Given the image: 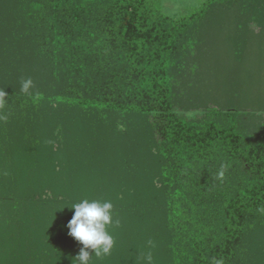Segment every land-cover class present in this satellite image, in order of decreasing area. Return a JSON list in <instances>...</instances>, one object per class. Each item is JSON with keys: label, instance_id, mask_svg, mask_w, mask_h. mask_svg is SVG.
<instances>
[{"label": "trees", "instance_id": "obj_1", "mask_svg": "<svg viewBox=\"0 0 264 264\" xmlns=\"http://www.w3.org/2000/svg\"><path fill=\"white\" fill-rule=\"evenodd\" d=\"M159 1L0 0V38L15 33L24 36L31 69L39 73L34 81L38 89H30V93L11 89L10 82H15L10 80L12 71L17 68L13 60H6L0 42V90L6 92L9 102L0 109V174L5 175L0 176V208L23 210L29 215L38 210L44 213L41 206L49 209L47 216L31 222L36 230L31 232L30 241L26 238L30 232H25L29 223L22 222L20 236L24 237L16 241L13 234L18 230L11 222L18 220L0 222V264H24L27 259L38 264L42 260L34 250L54 255L61 251L62 258L73 261L83 247L75 238L65 237L66 223L58 218L63 209L49 202L54 198L43 199L45 191H38V186L50 188L55 180L51 176L55 167L48 154L54 145L48 142L54 138L51 117L44 110L55 102L108 115L112 122L105 129L114 141L139 133L156 162L153 176H139L132 192L129 189L118 194L115 186L120 176H109L100 188L92 183L88 191H75L65 201L67 206L82 199L115 201L113 218L119 224L113 228L119 232L115 239L121 244L145 227V217L154 215L147 213L150 207H143V203L155 201L154 196L163 193L156 204L166 211L159 208L167 217V228L182 232V244L174 245L161 233L150 241L152 251L129 264L141 260L163 264V251L173 262L176 249L186 251V264H231L246 239L249 217L264 218V120L258 141L250 143L245 141L232 109L208 106L202 118L187 116L189 108L177 110L172 71L179 48L190 42L189 36L202 22L223 19L237 10L264 17V0H205L177 18L162 12ZM236 19L233 38L243 46L262 47L264 31L255 34L249 22ZM217 21L212 22L213 29L222 35L227 30L223 20ZM16 49L15 53L23 56ZM256 52L244 56L243 61H263L264 53ZM29 76L26 73L24 77ZM233 85L242 87L236 77ZM32 134L38 135L34 141L42 138L47 146L37 141L29 145ZM225 168L236 176H218ZM155 177L162 188L155 187ZM42 221L47 222L45 228ZM10 242L18 247H8ZM88 251L94 254L92 249ZM28 253L35 254L29 257ZM118 254L121 256L115 257L114 263L124 264L126 256ZM99 261L90 257V264H101Z\"/></svg>", "mask_w": 264, "mask_h": 264}, {"label": "rangeland", "instance_id": "obj_2", "mask_svg": "<svg viewBox=\"0 0 264 264\" xmlns=\"http://www.w3.org/2000/svg\"><path fill=\"white\" fill-rule=\"evenodd\" d=\"M204 1L160 0L159 4L162 12L170 17L177 18L186 15L191 10L200 6ZM152 2L156 3V0H152ZM236 18L249 22V27L255 34H260L264 31V17L253 12L243 15L241 11L237 10L227 13L223 19L213 18L202 22L197 29L193 30L192 35L189 36L190 42L180 47L179 52L174 58L172 71L176 81L174 82L173 92L174 98H176L177 110L184 111V108H189L186 110L188 111L186 115L191 118L204 117L205 113L203 110L208 106L224 110L232 109L234 116L237 118L236 123L245 141L254 143L259 139L258 131L264 120V60L257 61L256 63L250 60L245 63L243 58L247 54L249 56L251 52L252 54H257L256 51L258 49L264 53V44L262 47L259 44L253 46L239 44L233 38L235 31H237V23L234 22L237 21ZM217 20H223L224 30H227H223L222 35H217V32L213 29V25L215 24L212 22H218ZM227 20L230 21V24ZM226 21L227 23H225ZM5 37L7 36H1L0 38V42L3 44L2 51H6V60H13L11 62L17 68L12 71L13 76L10 80L15 82H10L12 84L10 88L15 91L21 89V81L26 80L24 76L27 73L31 75L28 79L31 78L33 81L34 87L32 86L31 90L38 89V85L34 81L39 78V73L37 72V75L36 70L31 69L29 59H27V49L24 43L25 37L22 35L17 37L16 33L7 38ZM16 48L21 53H24L23 56L15 53L14 50ZM258 64L260 65L259 74L257 70ZM17 65H19L20 71H18ZM241 69L244 70L242 73L240 72ZM234 77L237 78V83L242 87L233 85ZM53 104V107L48 106L44 110L45 114L51 117L50 127L53 130L52 137L54 138H50L51 141L48 142L54 145L48 150V154L52 161L51 163L55 167V171L51 175L55 176V180L54 184L50 185V188L38 186V191H45L43 199L51 200L54 198V201L49 202L63 209L61 214H59V221L62 220L61 222L66 223L63 226L65 237L73 238L68 234L69 229L66 231L67 227L65 226L71 220L74 211L73 209H67L68 206L65 201L69 200V197L73 196L75 191L86 192L89 187H92V183L100 188L109 176H120V181L114 178L117 180L115 191L121 194L122 191L130 189L132 192L133 186L136 184L139 176H153L155 161L151 160L153 156L148 154L147 145L143 144L144 140L139 133H135L134 135L129 134L125 137L118 133L123 139L114 141V138L105 129L106 125L112 122V119L108 118V115L77 107L61 106V104L56 102ZM122 129L124 130L123 127ZM23 130H27V128ZM35 136L38 135L35 134ZM35 136L32 134L31 141H28L29 145L37 141L41 145L47 146V141L42 138H36L34 141ZM47 158L48 156L43 157L44 160H47ZM33 170L37 172L36 167ZM223 170L222 176H236L234 173L230 175V168ZM218 173V176H221L220 172ZM0 176L5 175L0 174ZM83 176H85L86 180L81 181ZM90 176H93L95 180L93 179L94 181H92ZM155 178V187L157 189L162 188L163 185L159 182L158 177ZM3 180L5 181V177H3ZM5 183L9 184L8 180ZM105 185H108V181ZM51 190H54L58 197H55ZM162 194H157V197L154 196L155 201L150 199L148 200L149 203H143V207H150H146L148 209L147 213L149 211V215L150 213L154 215L143 219L146 223L145 227L143 226L138 233L133 231L135 234H133L131 239L117 244L115 239L117 236L115 235H119V232L114 230V226L109 229L114 237L115 244L110 255L97 258L100 259L99 262L101 264H115V257L121 256L118 252L126 256L123 263L129 264L134 258L141 257L143 254H148L149 251H152L153 245L150 241L158 239L161 233L168 235V238L173 241L174 245L175 243L182 244V232L177 228H167L165 221L167 217L164 213L161 215V209L164 212L166 211L159 203L156 204L157 200L160 201L159 198ZM109 201L112 204L115 202L113 200ZM155 207L156 209L153 211ZM41 208H43L44 213L38 210L36 213L31 214L33 216L23 210L11 209L9 207L0 208V222L13 219L18 220L14 223L10 221L12 227L14 226L18 230L16 234H13L16 241H20L24 237L20 236L22 235L20 232L24 226L22 222L29 223V225H25V232H30L27 235L28 237H26L27 241H30L29 239L33 236L30 235L31 232L36 230L34 229L35 225H32L31 222H34V218L36 217L41 218L40 216L43 214L45 216L48 215L49 209L45 206H41ZM159 208L161 209L159 210ZM63 215L65 216L62 217ZM257 221L259 223H256ZM42 222H44L42 226L45 228L47 222ZM249 222L250 225L246 239L239 249L238 256L234 261L230 262L231 264H264V218L258 220L250 216ZM46 230L48 231V229ZM170 230L172 231L170 232ZM7 245L8 247H18V244L14 242L11 244L7 243ZM34 251L37 258L39 257L42 260L38 264H73V261L65 260L61 257V251H56L55 255L51 251ZM175 252L177 253L174 261L171 262L167 253L163 251V256L165 257L163 264L187 263L189 256L186 254V251L176 249ZM35 253H28L27 256L30 257V255ZM89 253L90 255L93 254ZM57 256L60 258H56ZM1 259H3L2 256ZM93 259H95L94 254ZM29 260H25L26 263L24 264H31ZM118 262L121 263L122 261L118 260ZM132 263H135V261ZM139 264H146V262L141 260Z\"/></svg>", "mask_w": 264, "mask_h": 264}, {"label": "clouds", "instance_id": "obj_3", "mask_svg": "<svg viewBox=\"0 0 264 264\" xmlns=\"http://www.w3.org/2000/svg\"><path fill=\"white\" fill-rule=\"evenodd\" d=\"M33 86L31 78L21 81V91L30 93ZM9 103L7 94L0 90V109ZM223 175V172L220 173ZM74 209L73 218L68 222L69 235L80 242L83 247L80 253L74 258L73 264H90L88 249L94 251V256L102 258L108 256L114 247L115 241L109 229L114 224H119L113 218V204L111 201L82 199L80 202L72 204ZM149 261L151 257H148ZM214 264H222L221 261H214Z\"/></svg>", "mask_w": 264, "mask_h": 264}]
</instances>
